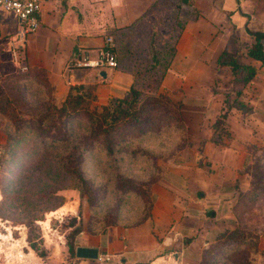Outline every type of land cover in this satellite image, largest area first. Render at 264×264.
Listing matches in <instances>:
<instances>
[{
	"label": "crops",
	"instance_id": "1",
	"mask_svg": "<svg viewBox=\"0 0 264 264\" xmlns=\"http://www.w3.org/2000/svg\"><path fill=\"white\" fill-rule=\"evenodd\" d=\"M39 21L20 37L22 25L0 8V76L42 69L57 101L70 87L94 85L102 106L135 88L137 65H166L158 91L180 104L187 138L151 186L150 216L82 232L76 248L97 249L101 260L77 264H200L204 248L234 224L249 147H264V66L248 56L254 39L246 31L264 33V0H43ZM107 38L117 69L102 78L74 68L95 59ZM229 60L242 69L233 72Z\"/></svg>",
	"mask_w": 264,
	"mask_h": 264
},
{
	"label": "trees",
	"instance_id": "2",
	"mask_svg": "<svg viewBox=\"0 0 264 264\" xmlns=\"http://www.w3.org/2000/svg\"><path fill=\"white\" fill-rule=\"evenodd\" d=\"M246 31L254 39L248 56L264 66V33L248 29ZM227 57L225 54L222 55L220 62ZM226 64L236 73L242 69L232 60ZM253 74L254 72L249 70L247 78ZM7 78L16 82L35 84L38 88L50 86L46 72L42 69L28 70ZM94 92V85L70 87L59 107L47 104V111L37 118L29 119L14 111V116L10 118L11 133L7 134L0 128L5 135L4 147L0 152L2 176L5 175L9 164L29 165L30 162L53 151L55 175L65 174L75 179L79 184L77 190L83 193L82 187L88 183L93 184V180L85 173L84 163L97 157L107 162L106 169L110 175L103 173L105 178L103 186L108 189L114 203L103 208L101 214L107 218L111 217V222H101L102 217H99L98 213L94 216L98 223L93 229L86 231L81 227L73 228L66 244L70 255L74 257L76 245L73 241L82 232L99 235L108 227L139 225L150 216L153 205L150 189L163 173V168L156 164V161L164 160L167 148L165 146L148 148L144 145L148 139L160 140V136L168 132H176L179 135L172 140L177 147L170 162L187 145L180 104L173 102L166 93L142 94L132 86L124 98H114L108 104L98 106L95 104ZM3 93L0 86V96L4 95ZM83 116L85 119H82ZM224 118L222 115L214 123L215 130L219 129ZM249 153L252 154L255 170L252 173V188L246 196L254 200L264 195V147L251 146ZM124 161L142 163L140 173L125 174L121 170ZM88 187L89 185L86 188ZM5 191L4 188L1 190L3 200L6 199ZM232 213L237 215L234 207ZM39 219L40 217L33 218L34 221ZM27 242L34 252L38 251V245L31 233L27 237Z\"/></svg>",
	"mask_w": 264,
	"mask_h": 264
},
{
	"label": "rangeland",
	"instance_id": "3",
	"mask_svg": "<svg viewBox=\"0 0 264 264\" xmlns=\"http://www.w3.org/2000/svg\"><path fill=\"white\" fill-rule=\"evenodd\" d=\"M171 45L172 39L167 40V51ZM169 55L167 52L165 57ZM165 66L137 65L139 72L135 88L142 94L159 92ZM0 86L4 92L0 96V128L7 134L12 131L10 118L14 116V111L27 119L37 118L45 112L47 104L59 107L62 103L55 99L50 86L38 88L35 84L10 80L2 74ZM176 136H179L176 132H168L161 135L160 140L148 139L143 143L148 148H167L164 160L156 161L161 168L169 166L173 158L177 146L172 140ZM1 137L0 152L5 139L2 132ZM52 153L44 154L29 165L9 164L4 176L0 172V203L3 200L1 190H6V199L0 206V264H77L76 257L70 255L66 244L72 229H93L98 223L94 217L98 213L102 217L101 222H111V217L101 214L103 208L114 203L108 189L103 186V173L110 175L106 169L107 162L97 157L84 163L85 173L93 184L88 183V188V185L82 187L83 193H80L75 179L65 174L55 175ZM251 155L244 168L248 188L239 192L233 206L237 214L232 213L234 224L221 230L204 248L200 264H264V195L254 200L246 196L252 188V173L255 170ZM257 157L259 159V155ZM142 166V163L124 161L121 170L134 175L140 173ZM34 217H40L39 221H34ZM30 233L38 245L37 252L27 242Z\"/></svg>",
	"mask_w": 264,
	"mask_h": 264
},
{
	"label": "built area",
	"instance_id": "4",
	"mask_svg": "<svg viewBox=\"0 0 264 264\" xmlns=\"http://www.w3.org/2000/svg\"><path fill=\"white\" fill-rule=\"evenodd\" d=\"M43 0H0V8L11 13L22 25L20 37L34 33L40 26L39 13ZM112 40L106 39L105 47L98 52L95 59L85 58L78 61L74 67L78 69H95L97 71L117 69L118 62L111 50ZM98 260L101 258L98 257Z\"/></svg>",
	"mask_w": 264,
	"mask_h": 264
},
{
	"label": "water",
	"instance_id": "5",
	"mask_svg": "<svg viewBox=\"0 0 264 264\" xmlns=\"http://www.w3.org/2000/svg\"><path fill=\"white\" fill-rule=\"evenodd\" d=\"M99 76L105 78L106 73L102 71L99 73ZM75 256L78 259L97 260L98 250L93 248L77 247L75 250Z\"/></svg>",
	"mask_w": 264,
	"mask_h": 264
}]
</instances>
